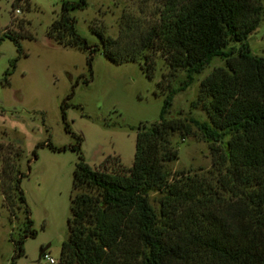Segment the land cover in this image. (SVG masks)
I'll return each mask as SVG.
<instances>
[{
    "label": "trees",
    "instance_id": "obj_1",
    "mask_svg": "<svg viewBox=\"0 0 264 264\" xmlns=\"http://www.w3.org/2000/svg\"><path fill=\"white\" fill-rule=\"evenodd\" d=\"M24 1L12 0L11 8ZM85 6V0H62L46 34L85 51L89 67L99 47L75 31L69 14ZM262 12L261 0H165L157 17L146 25L121 20L115 38L99 27L89 28L109 61L137 62L151 79L159 54L168 76L180 70L184 78L176 88L163 76L155 83L163 94L158 120L137 127L130 167L107 156L102 163L112 161L113 169L90 168L76 136V144L70 146L77 161L67 237L60 245L58 264H264V57L252 55L246 42ZM18 35L5 32L3 37L20 52ZM213 58L223 59L224 65L199 81L189 103L207 121L180 113L167 117L173 95L184 91ZM64 109L63 102V121ZM65 131L69 132L66 124ZM173 134L210 143V165L216 171L213 183L182 172L169 175L165 164L177 159L169 141ZM16 154L20 158V146ZM6 175V183L0 180L3 205L9 217L23 214L21 233L13 242L19 255L23 238L35 234L19 188L26 174L16 167L11 178L8 171ZM151 190L160 194L157 213L148 199Z\"/></svg>",
    "mask_w": 264,
    "mask_h": 264
},
{
    "label": "rangeland",
    "instance_id": "obj_2",
    "mask_svg": "<svg viewBox=\"0 0 264 264\" xmlns=\"http://www.w3.org/2000/svg\"><path fill=\"white\" fill-rule=\"evenodd\" d=\"M61 1L25 0L12 9V0H0V180L6 183V172L11 178L16 167L26 174L20 179L19 188L30 229L35 233L23 238L22 252L16 255L13 242L21 233L23 214L19 211L9 217L0 193V264H9L10 260L13 264H48L43 255L38 258L40 248L47 244L44 254L58 264L60 245L67 237L72 172L77 161V153L70 146L76 144V136L81 138L79 152L90 168L113 169L116 165L112 161L102 163L107 156L117 157L124 167H130L137 127H149L158 120L163 94L155 83L163 76L176 88L184 78V71L180 70L168 76L159 54L155 56L151 79L146 78L137 62L109 61L89 29L99 27L115 38L121 20L128 18L146 25L157 17L165 0H85L83 9L71 10L75 31L99 47L92 54L89 67L85 51L57 43L46 34L59 14ZM261 3V19L246 42L252 55L264 57V0ZM5 32L19 34L20 52L10 39L3 37ZM229 46L236 48L237 44ZM223 65V59L213 58L195 74L184 91L173 95L167 117L180 113L207 121L205 114L199 108L190 109L189 103L196 96L199 81ZM63 102L64 121L60 111ZM65 124L69 132L65 131ZM169 141L177 150V159L165 164L169 175L182 172L214 182L216 171L210 165V143L193 136L181 139L177 134L171 135ZM7 142L20 146V158L16 154L19 146L9 147ZM159 197L156 190L148 193L156 213Z\"/></svg>",
    "mask_w": 264,
    "mask_h": 264
},
{
    "label": "built area",
    "instance_id": "obj_3",
    "mask_svg": "<svg viewBox=\"0 0 264 264\" xmlns=\"http://www.w3.org/2000/svg\"><path fill=\"white\" fill-rule=\"evenodd\" d=\"M43 258L46 261V263H48V264H54L55 263L54 259H52L51 257L46 256L45 254H43Z\"/></svg>",
    "mask_w": 264,
    "mask_h": 264
},
{
    "label": "water",
    "instance_id": "obj_4",
    "mask_svg": "<svg viewBox=\"0 0 264 264\" xmlns=\"http://www.w3.org/2000/svg\"><path fill=\"white\" fill-rule=\"evenodd\" d=\"M49 244L45 245L44 247L40 248L38 252V258L48 249Z\"/></svg>",
    "mask_w": 264,
    "mask_h": 264
}]
</instances>
